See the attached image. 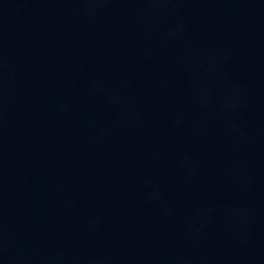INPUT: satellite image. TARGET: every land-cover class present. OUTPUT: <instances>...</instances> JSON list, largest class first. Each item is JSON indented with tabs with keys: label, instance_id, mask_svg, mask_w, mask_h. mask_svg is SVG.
<instances>
[{
	"label": "water",
	"instance_id": "1",
	"mask_svg": "<svg viewBox=\"0 0 264 264\" xmlns=\"http://www.w3.org/2000/svg\"><path fill=\"white\" fill-rule=\"evenodd\" d=\"M0 264H264V0H0Z\"/></svg>",
	"mask_w": 264,
	"mask_h": 264
}]
</instances>
